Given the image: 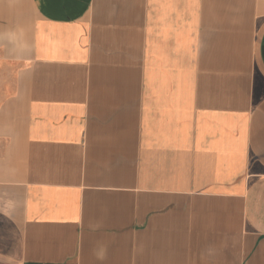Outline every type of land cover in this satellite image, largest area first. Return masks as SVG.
Instances as JSON below:
<instances>
[{
  "label": "crops",
  "instance_id": "0c3cea01",
  "mask_svg": "<svg viewBox=\"0 0 264 264\" xmlns=\"http://www.w3.org/2000/svg\"><path fill=\"white\" fill-rule=\"evenodd\" d=\"M0 264H264V0H0Z\"/></svg>",
  "mask_w": 264,
  "mask_h": 264
}]
</instances>
